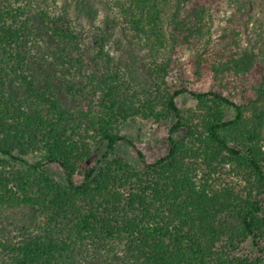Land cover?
Instances as JSON below:
<instances>
[{
    "label": "trees",
    "instance_id": "trees-1",
    "mask_svg": "<svg viewBox=\"0 0 264 264\" xmlns=\"http://www.w3.org/2000/svg\"><path fill=\"white\" fill-rule=\"evenodd\" d=\"M194 1L115 0L97 24L74 0L85 27L56 0H0V264H264V50L215 55ZM181 49L209 87L169 79ZM170 117L165 155H113L122 124Z\"/></svg>",
    "mask_w": 264,
    "mask_h": 264
},
{
    "label": "rangeland",
    "instance_id": "rangeland-1",
    "mask_svg": "<svg viewBox=\"0 0 264 264\" xmlns=\"http://www.w3.org/2000/svg\"><path fill=\"white\" fill-rule=\"evenodd\" d=\"M85 1L94 4L98 9V18L95 21L97 24L105 18L108 5H115V0ZM73 2L74 0H56L55 9L61 10L64 5H70V14L75 23L79 26L83 25L88 27L90 25L89 19H87L83 13L82 15H78L80 13L74 9ZM201 3H205L211 13L212 34L210 44L213 49L211 52L215 55L222 53L233 38L239 40L243 45H254L264 50V0H195L193 6ZM108 12L114 15L110 10ZM115 36L121 40L122 44L119 45L115 42L117 48L113 53L125 63H130L131 61L127 51L133 49V44L129 42V34H127L122 26H119ZM132 54L135 60L134 62L140 68V71H144V60L139 57L140 54L136 50H133ZM191 55L192 52L186 49H181L178 52L177 57H179V64L172 71L169 79L178 82L184 77L190 81L186 84L191 89L197 90L202 87H209V80L205 79L202 82H196L192 78L189 69ZM247 85L248 87L251 86V82H248ZM177 104L181 108L191 107L195 105V99L188 94H184L178 97ZM173 124V117L158 123L153 120L142 118L130 120L122 124L116 132L129 139L132 145L126 141H120L117 143L112 153L115 156L126 159L137 167H141L140 154L144 156L146 162H150L167 153L169 131ZM182 132L183 131L180 130V132L173 134L172 137L178 139L183 135ZM102 149L100 148L99 151H102ZM96 156L97 155L94 154L91 162L95 161ZM53 166L56 167L55 164ZM59 174L60 173H58V175L56 174L57 177ZM241 251H252L250 242L243 243Z\"/></svg>",
    "mask_w": 264,
    "mask_h": 264
}]
</instances>
